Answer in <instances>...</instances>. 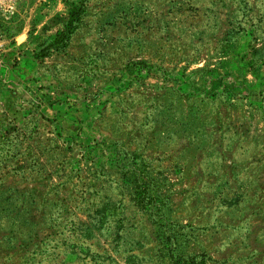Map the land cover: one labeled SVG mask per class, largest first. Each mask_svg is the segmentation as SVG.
Masks as SVG:
<instances>
[{"label": "rangeland", "instance_id": "1", "mask_svg": "<svg viewBox=\"0 0 264 264\" xmlns=\"http://www.w3.org/2000/svg\"><path fill=\"white\" fill-rule=\"evenodd\" d=\"M36 1L46 35L20 57L0 25V70L77 105L0 104V264H264V0H0V17Z\"/></svg>", "mask_w": 264, "mask_h": 264}, {"label": "crops", "instance_id": "2", "mask_svg": "<svg viewBox=\"0 0 264 264\" xmlns=\"http://www.w3.org/2000/svg\"><path fill=\"white\" fill-rule=\"evenodd\" d=\"M51 9L53 10L54 7L47 6L42 1H36L29 3L28 7L22 8V10L13 7L8 16L0 17V25L10 33L11 48H15L19 52H17V56L26 57L23 54L24 51L34 43L41 41L46 35L44 29L48 27L47 23L52 19L49 13ZM25 12L27 14H24ZM9 49L6 48L5 51ZM20 64L21 62L17 64L16 68L8 67L3 71L0 70V104L8 107L15 102L16 96L30 99L38 93L41 99H35V103L41 110L38 112L40 117H65L72 114L71 109L75 108L77 104L69 103L65 99L71 94L59 91L52 82L41 81L38 76L32 78L26 68L20 69L18 66ZM15 107L17 108L19 105Z\"/></svg>", "mask_w": 264, "mask_h": 264}, {"label": "trees", "instance_id": "3", "mask_svg": "<svg viewBox=\"0 0 264 264\" xmlns=\"http://www.w3.org/2000/svg\"><path fill=\"white\" fill-rule=\"evenodd\" d=\"M81 13L78 11H73L72 14H71V19L67 25V27L69 28L68 31L69 33H71L73 31L72 26L75 27V25H73V22L76 20H80L81 19ZM66 34V33H65ZM66 37V35H64V38ZM40 52H45V48H43ZM37 54V53H35ZM38 56H44L42 53H39V55L37 54V57ZM147 184L143 183L141 185H139V188L137 191H135V194L134 196L136 197V199H138L139 201H142V200H149V198H151V195L149 194L148 192V188L146 186ZM157 198V197H156Z\"/></svg>", "mask_w": 264, "mask_h": 264}, {"label": "built area", "instance_id": "4", "mask_svg": "<svg viewBox=\"0 0 264 264\" xmlns=\"http://www.w3.org/2000/svg\"><path fill=\"white\" fill-rule=\"evenodd\" d=\"M6 44H7V38L4 35L3 31L0 30V56L5 51V49L7 48Z\"/></svg>", "mask_w": 264, "mask_h": 264}]
</instances>
